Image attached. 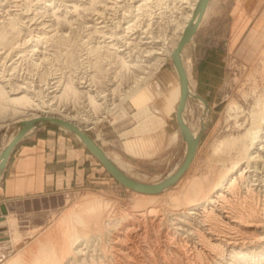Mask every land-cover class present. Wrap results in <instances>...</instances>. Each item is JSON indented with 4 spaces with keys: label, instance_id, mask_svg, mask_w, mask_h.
I'll return each instance as SVG.
<instances>
[{
    "label": "rangeland",
    "instance_id": "rangeland-1",
    "mask_svg": "<svg viewBox=\"0 0 264 264\" xmlns=\"http://www.w3.org/2000/svg\"><path fill=\"white\" fill-rule=\"evenodd\" d=\"M162 1L100 0L98 3L92 0H0V33L5 34L0 37L1 42L3 41L0 42V83L8 86L7 91H13L14 85L32 86L29 88L34 95L33 89L53 86L51 91L73 81L77 87L80 85L82 92H98L99 103L115 101V104H120L118 107L109 106L113 108L112 112L106 114L102 113L105 110L102 108L99 111L103 115L102 119L96 123H82L83 130L127 175L147 183L158 181L171 173L186 151V141L175 120L169 128L175 135H167L164 147L147 155L128 149L123 143L125 138H120L121 129L132 124L129 100L147 87L154 86L152 78L159 69L167 67L175 71L172 60L167 59L148 82L139 85L134 89L135 92L130 91L129 97L121 95L132 85L135 86L133 82L141 75L140 68L137 69L140 65L144 68L155 62L152 57L137 61V58L130 55L139 56L140 48L149 50L152 45L161 46L159 37L170 32L173 16L177 15L174 13V1L168 0L170 6L166 5L168 1L164 0L161 4ZM209 4L207 15L200 21L193 37L182 51L192 92L199 94L207 102L206 107L201 100L191 98L185 104V120L190 130L195 133L204 125L193 160L186 172L167 189L147 195L119 182L91 153L90 160L94 164L87 161V174L90 177H86L82 185L74 186L60 196L53 208L43 211L38 224L25 218L8 216L5 204L0 202V215L4 216V223L0 225V255H6V258H0V264H10L20 256L23 260L26 259L23 264H31L33 257H37V261H44L43 258L47 255L39 248V244L43 245L47 238L56 242L57 239L68 236L67 233H72L75 221L71 219L83 213L87 215L88 210L83 206L91 202L93 205L96 203L104 206L103 209H108L110 205L109 210L130 214L145 207L149 212L151 208L155 210L151 211V216H157L162 213L160 211L164 206H171L173 202L182 200L180 197H185L184 188L187 190L192 183L200 182L201 179L209 180V177L212 178L214 173L224 168V163L215 158L216 145L220 140L232 137L241 139L253 126V113L257 110L256 94L263 91L264 0H210ZM177 6L180 4L177 3ZM75 8H78L77 12L74 11ZM125 56L127 60H136L137 63H131L136 70L122 65L120 60ZM257 86L260 91L256 90ZM85 94L78 100L57 99L55 102L76 115L77 110L82 112L84 104L88 103L84 101L88 98V93ZM176 96H179V91ZM120 97L122 100L119 101ZM234 100L241 109L230 117L228 107ZM17 107L8 106L11 110L20 111L19 113L0 112L2 117L14 118L13 122L0 128L2 149L16 134L18 118L27 112L20 109V106ZM47 126L58 127L74 136L65 127L51 121L39 123L28 135L33 136L37 128ZM131 126H128V130ZM132 137L134 133H131ZM231 157L236 158L235 153ZM93 166L96 169L91 172ZM9 217L16 221L14 228L9 223ZM140 239L143 243V238ZM35 263L37 264L36 260L32 264Z\"/></svg>",
    "mask_w": 264,
    "mask_h": 264
},
{
    "label": "bare ground",
    "instance_id": "bare-ground-1",
    "mask_svg": "<svg viewBox=\"0 0 264 264\" xmlns=\"http://www.w3.org/2000/svg\"><path fill=\"white\" fill-rule=\"evenodd\" d=\"M92 1L98 2L100 0ZM163 1L161 4H163ZM169 1L171 2V0ZM169 1L166 3L168 6L171 4ZM173 1V7L177 11L173 12L177 13V15L173 16L174 19L170 32L159 37L160 40L158 41H160L161 46L156 47L154 45L153 47L152 45L150 47L151 50L146 49L148 51L140 48L138 52L139 56L130 55L137 58V61H145L146 58L152 57V60L155 62L153 64L149 63L150 65L144 68L142 65L137 68H140V73L143 75L137 76L136 81L133 82L136 87L132 85V87L130 86L131 88L124 91V94H121L124 98L128 94L130 95V91H134L139 85L146 83L167 59L172 60L173 52L185 32L189 21L193 18L199 2V0ZM177 3L180 4V8L177 6ZM209 3L210 0L206 5L201 20L207 15ZM102 5L104 4L102 3ZM77 10L78 8H75L74 11L77 12ZM179 13L180 16H178ZM0 35L2 37L5 34L1 32ZM156 42H153V44ZM126 58V56L121 58L120 62L122 65L128 69L134 68V64L131 63H135L136 60L133 59L134 61H132ZM185 71L187 72V69ZM187 77L189 81V76L187 75ZM262 82L263 91L256 94L257 110L253 113V126L246 131L241 139L232 137L220 140L219 144L216 145L214 154L217 156L215 158L217 161L224 163V168L214 173L215 175L212 178L209 177V180H206V178L201 179L200 182L192 183L187 190H184V188L183 191L185 192L183 194L185 197H180L182 200L173 202L171 206H164V209L162 208V211H160L162 213L160 215L156 214L157 216L153 215V217L151 216V211H153L151 208L149 212L145 207L136 213L130 214V212H120V210H109L110 205L108 209L104 208V210L102 208L104 206H98L96 203L93 205L92 200H90L91 204L83 206L88 210V214L83 215L84 213H78L81 215L75 214L74 219H71L75 221L73 222L74 227L71 228L72 233H67L69 234L68 236L61 237L56 242H52L51 239L47 238L48 240H44L43 245H41L42 243L39 244V248L43 249L47 255L46 257L44 256L45 258L42 257L44 261L38 260V262L37 257L36 259L35 257H33L34 259H30L36 260L37 264H264V79ZM78 86L73 81H68L62 88H56L51 91L50 89L53 86L33 89V93L35 94L32 95L29 88L32 86L14 85L13 91H7L6 87L8 86L0 83V112H12V114L20 112L16 109L11 110L12 108H8V106L18 108V105L20 109H25L27 112L22 117L18 118V120L15 118L19 123L18 130L25 121H34L37 124L45 121V119L52 118L69 121L83 129L82 123L87 124L91 121L96 123L102 119L103 115L101 112L99 113L102 108L105 109L102 113L106 114L112 112L113 108L111 107H118L117 105H120L115 104V101L111 103H99L97 99L99 96L98 92L97 94H91L90 91L82 92L80 91V85ZM191 86L189 82V92L193 93ZM35 87L37 86L35 85ZM256 90H259V86L256 87ZM45 91L46 93H44ZM85 93H88V98H85L84 101L88 103L84 102L85 105L81 102L84 104V110L82 112L77 110L78 113L76 115L65 110V106H58L55 102L57 99L73 98L78 100ZM189 99L191 98L189 97L187 100ZM120 100H122L121 97L119 98ZM237 103L235 100L230 102L228 107L230 117L235 113H239V109L241 108ZM29 111H33L34 113H30ZM13 121L14 118L11 116L10 119L0 116V128ZM34 126H31L27 133H30L34 129ZM201 129L195 133L192 131V133L197 136ZM1 149L2 147H0V153ZM234 153L236 158H233L234 156L231 157ZM192 160L186 170L189 168ZM142 193L147 195L155 194ZM93 200L95 201L96 199ZM15 223V220L10 219V224L13 228L16 226ZM140 238H143V243L140 241ZM25 260L20 256L10 264H23ZM25 263L27 264V262Z\"/></svg>",
    "mask_w": 264,
    "mask_h": 264
},
{
    "label": "crops",
    "instance_id": "crops-1",
    "mask_svg": "<svg viewBox=\"0 0 264 264\" xmlns=\"http://www.w3.org/2000/svg\"><path fill=\"white\" fill-rule=\"evenodd\" d=\"M152 81L154 86L149 85L129 100L132 124L125 125L120 132L125 146L142 155L161 150L166 136L175 135L169 129L171 122L177 123L175 109L181 91L178 76L166 67L159 69ZM32 135L16 145L7 161L0 178V202L5 204L8 216L38 224L43 211L53 208L60 196L90 177L87 161L91 165L94 162L81 142L58 127H39ZM95 169L93 166L91 172ZM10 219L15 220L9 217V223Z\"/></svg>",
    "mask_w": 264,
    "mask_h": 264
},
{
    "label": "water",
    "instance_id": "water-1",
    "mask_svg": "<svg viewBox=\"0 0 264 264\" xmlns=\"http://www.w3.org/2000/svg\"><path fill=\"white\" fill-rule=\"evenodd\" d=\"M209 0H199L196 10L194 12L193 18L189 21L185 32L183 33L181 39L179 40L173 55L172 63L176 74L180 82V96L175 109V116L178 123L179 130L182 134L183 139L186 141V151L183 159L179 165L171 171L164 178L155 181V182H141L131 176L127 175L121 168H119L114 161L106 154V152L91 138V136L83 129L79 128L77 125L65 121L59 118L45 119L43 122L51 121L57 123L66 129H68L80 142L92 153L94 156L103 164V166L108 170V172L114 176L119 182L130 187L134 190L147 192V193H158L164 190L165 188L171 186L177 181L179 176L186 170L190 161L193 158L197 147V141L199 135L202 131L195 136L190 130L185 118H184V109L187 99L195 98L202 100L204 105L207 107V102L197 93L189 92V81L187 73L185 71V66L182 60V51L184 46L190 41L193 37L195 31L198 28V25L201 21L202 15L205 11L206 5ZM39 123L35 124L34 121H25L22 123L21 128L16 132L12 139L8 142L7 146L2 149L0 153V171L1 176L5 170L8 158L10 153L15 148V146L28 135L27 131L31 126L36 127ZM0 176V178H1ZM4 223V216L0 215V225Z\"/></svg>",
    "mask_w": 264,
    "mask_h": 264
},
{
    "label": "built area",
    "instance_id": "built-area-1",
    "mask_svg": "<svg viewBox=\"0 0 264 264\" xmlns=\"http://www.w3.org/2000/svg\"><path fill=\"white\" fill-rule=\"evenodd\" d=\"M6 258V255L2 253V256L0 255V258Z\"/></svg>",
    "mask_w": 264,
    "mask_h": 264
}]
</instances>
